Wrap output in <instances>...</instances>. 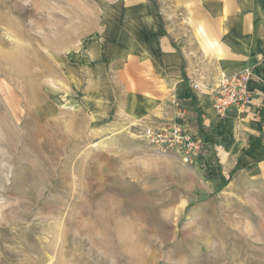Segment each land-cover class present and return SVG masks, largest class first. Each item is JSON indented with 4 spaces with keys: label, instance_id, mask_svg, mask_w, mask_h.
<instances>
[{
    "label": "rangeland",
    "instance_id": "374dc122",
    "mask_svg": "<svg viewBox=\"0 0 264 264\" xmlns=\"http://www.w3.org/2000/svg\"><path fill=\"white\" fill-rule=\"evenodd\" d=\"M97 11L0 0V264H264V179L217 170L199 131L186 163L75 94L69 55Z\"/></svg>",
    "mask_w": 264,
    "mask_h": 264
},
{
    "label": "crops",
    "instance_id": "0c3cea01",
    "mask_svg": "<svg viewBox=\"0 0 264 264\" xmlns=\"http://www.w3.org/2000/svg\"><path fill=\"white\" fill-rule=\"evenodd\" d=\"M97 10L98 26L69 55L82 103L143 128L183 115L224 173L240 159L245 176L264 179V0H97ZM246 67L248 108L219 117L218 83Z\"/></svg>",
    "mask_w": 264,
    "mask_h": 264
},
{
    "label": "built area",
    "instance_id": "2783aa9c",
    "mask_svg": "<svg viewBox=\"0 0 264 264\" xmlns=\"http://www.w3.org/2000/svg\"><path fill=\"white\" fill-rule=\"evenodd\" d=\"M253 74V69L246 67L218 83L212 110L219 117H224L230 109L243 112L248 108L252 96L248 83ZM193 88H197L196 83ZM141 135L153 147L174 151L186 163L195 162L201 155L198 131L183 115H178L161 127H144Z\"/></svg>",
    "mask_w": 264,
    "mask_h": 264
},
{
    "label": "trees",
    "instance_id": "16d2710c",
    "mask_svg": "<svg viewBox=\"0 0 264 264\" xmlns=\"http://www.w3.org/2000/svg\"><path fill=\"white\" fill-rule=\"evenodd\" d=\"M203 137H204V141H208V137L206 135L203 134ZM240 166V159L237 160V163L235 165V167L232 169L231 173L233 174L235 172V170ZM220 164L218 162V165H217V170H220ZM209 174H212V169H209ZM219 178H220V185L217 186L216 190H220V188L225 185L226 183V179L225 176L220 172L219 173Z\"/></svg>",
    "mask_w": 264,
    "mask_h": 264
}]
</instances>
